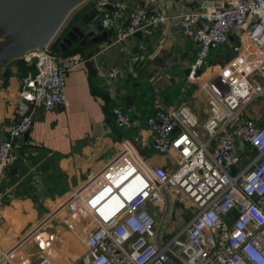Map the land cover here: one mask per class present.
Segmentation results:
<instances>
[{
    "label": "built area",
    "instance_id": "2783aa9c",
    "mask_svg": "<svg viewBox=\"0 0 264 264\" xmlns=\"http://www.w3.org/2000/svg\"><path fill=\"white\" fill-rule=\"evenodd\" d=\"M91 1L115 42L166 19L156 6L129 10L126 0L112 5L109 0ZM181 26L198 47L193 73L208 66L211 51L226 44L230 34L236 39L235 56L204 84L208 117L202 131L185 104L156 106L146 117L151 146L159 155L174 151V168L122 157L110 177L76 196L68 204L69 219L87 217L93 227L85 235V250L69 264H264V120L244 117L246 108L264 96V0H225L218 7L185 14ZM25 59L34 63L36 72L23 79L20 116L9 119L7 138L0 141V176L14 161V142L31 128L28 105L68 107L66 76L82 64L78 54L53 50L50 44ZM145 59V47L131 58L134 63ZM97 75L112 81L120 70L112 67ZM112 115L118 127H135L123 106H115ZM164 189L190 203L193 212L187 223L156 244L157 219L149 208L163 202ZM2 262L54 264L47 256L28 262L0 251Z\"/></svg>",
    "mask_w": 264,
    "mask_h": 264
},
{
    "label": "crops",
    "instance_id": "0c3cea01",
    "mask_svg": "<svg viewBox=\"0 0 264 264\" xmlns=\"http://www.w3.org/2000/svg\"><path fill=\"white\" fill-rule=\"evenodd\" d=\"M116 1L109 0L111 5ZM126 1L129 10L156 6L166 15L165 22L146 25L139 31L140 36L121 42H115L113 32L104 27V35L100 32L95 36L100 38L99 43L91 44L87 39L84 45L77 41L60 50L57 44L71 22L94 6L93 1L86 0L71 11L63 33L50 43L53 50L78 54L82 64L66 76L64 94L68 107L44 110L39 105L33 109L28 105L31 128L27 138L22 136L14 142V161L0 176L3 253H16L17 259L26 257L28 262L47 256L54 264L73 263L85 250V235L93 227L87 217L69 219L68 204L76 196L110 177L107 175L117 170L122 157L171 171L177 154H157L146 125V117L156 106L166 102L185 104L197 116L202 131L201 125L208 117V91L204 84L215 79L236 39L230 34L226 44L211 51L208 66L193 73L190 67L198 47L184 32L181 21L191 11L214 7L225 0ZM141 47H145L146 59L132 62V56ZM112 67L120 70L117 79L98 77V71ZM35 72L34 63L26 59L9 63L1 72L0 141L7 138L9 119L20 116L17 107L23 79ZM191 76H195L194 80H190ZM117 105L133 118V129L118 127L112 115ZM244 117L257 123L264 120V96L245 110ZM167 190L160 193L165 199ZM162 227L159 220L156 244L166 237Z\"/></svg>",
    "mask_w": 264,
    "mask_h": 264
},
{
    "label": "water",
    "instance_id": "95a60500",
    "mask_svg": "<svg viewBox=\"0 0 264 264\" xmlns=\"http://www.w3.org/2000/svg\"><path fill=\"white\" fill-rule=\"evenodd\" d=\"M85 1L0 0V74L9 63L48 46L70 12ZM105 9L113 10L111 5ZM104 27L103 15L92 6L71 22L57 47L65 50L77 41L84 45L87 39L91 44L99 43L100 38L95 36L100 32L104 35ZM135 36H140L139 31ZM234 56L233 50L228 51L225 61ZM23 136L27 138V134Z\"/></svg>",
    "mask_w": 264,
    "mask_h": 264
},
{
    "label": "rangeland",
    "instance_id": "374dc122",
    "mask_svg": "<svg viewBox=\"0 0 264 264\" xmlns=\"http://www.w3.org/2000/svg\"><path fill=\"white\" fill-rule=\"evenodd\" d=\"M72 12H70L69 16L72 14ZM68 17L65 19V21L55 34V39L63 33V29L69 21ZM246 109L248 110V107ZM168 190V199H165V197L162 196L163 202L159 204L158 207L149 208V210L153 212L157 219V222L161 220V222L163 223L162 230L164 232V235L170 237L176 231L174 229H176L178 225L182 226L190 220V214L193 212V208L190 207V203L186 202L178 196L173 195V193H171L172 191ZM172 226L174 229H172Z\"/></svg>",
    "mask_w": 264,
    "mask_h": 264
},
{
    "label": "trees",
    "instance_id": "16d2710c",
    "mask_svg": "<svg viewBox=\"0 0 264 264\" xmlns=\"http://www.w3.org/2000/svg\"><path fill=\"white\" fill-rule=\"evenodd\" d=\"M66 53H70V52H66Z\"/></svg>",
    "mask_w": 264,
    "mask_h": 264
}]
</instances>
